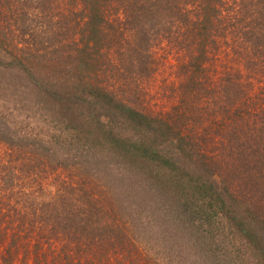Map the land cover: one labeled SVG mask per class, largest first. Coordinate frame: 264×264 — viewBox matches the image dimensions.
I'll return each instance as SVG.
<instances>
[{"label":"trees","instance_id":"1","mask_svg":"<svg viewBox=\"0 0 264 264\" xmlns=\"http://www.w3.org/2000/svg\"><path fill=\"white\" fill-rule=\"evenodd\" d=\"M197 1L200 6L190 7ZM78 5L84 46L78 55L67 54L71 64L57 79L64 85L75 81L68 104L87 139L102 142L148 183L164 188L178 210L189 212L193 221L182 237H191L192 226H216L217 218L263 254L264 0H78ZM3 6L0 0V15ZM13 9L10 5V14ZM127 28L130 40L123 36ZM150 38L152 47L140 48L142 39L151 45ZM161 42L165 63L175 61L179 69L173 74L178 85H160L177 100L167 112L150 104L152 86L166 68H152L154 61L163 63L154 49ZM125 44L146 59L138 77L131 70L136 64L128 66L133 60L124 57ZM116 63L114 71L110 65ZM120 117L136 139L117 132ZM0 141L9 147L0 161V180L9 189L0 200V264H159L138 257L111 196L96 179L75 176L77 167L62 163L73 174L66 178L70 182L57 181V193L40 187L46 200L57 202L53 219L43 217L34 209L36 188L23 182L43 184L54 164L29 135L17 132ZM103 220L110 222L104 226Z\"/></svg>","mask_w":264,"mask_h":264},{"label":"rangeland","instance_id":"2","mask_svg":"<svg viewBox=\"0 0 264 264\" xmlns=\"http://www.w3.org/2000/svg\"><path fill=\"white\" fill-rule=\"evenodd\" d=\"M2 2L4 6L0 15L2 32L0 140L7 142L9 135L17 132L23 136L29 135L39 146L38 149L54 164V170L51 168L49 174L44 175L43 184L34 180L23 182L25 188L37 190V205L34 209L41 210L39 213L48 220L55 216L57 202L46 200L48 194L40 191V187L46 184L45 186L52 188V192L57 193L59 184L57 181L60 179L67 181L66 178L73 174L61 167L63 163L77 167L75 176L85 175L102 184V190L111 196L113 202L111 207L117 211L115 214L118 224L122 225L128 236L126 240L134 242L137 255L142 261L153 258L159 264H167L169 260L173 264H264V253L257 252L254 244L252 247L249 246L239 235H235L236 232L231 233L217 218L213 220L216 226H192L191 237H182L181 232L189 230L193 221L189 212L178 210L164 188H156L148 183L149 178L138 168L125 165L118 155L112 154L102 142L100 144L98 141L90 142L87 139L86 130L78 122L80 116L68 104L75 81L68 80L67 85H64L57 79L71 64L67 54L78 55L84 46L85 36L83 32L81 33L80 27L84 25V19L79 12L82 6L78 5V0H2ZM10 5L14 8L12 10L15 11L14 14L8 11ZM196 5L200 6V3L197 1L190 7ZM159 18L166 19L164 15ZM132 35L128 28L123 33L124 38L129 40ZM149 42L151 45L142 39L140 48L145 47L149 50L153 38H150ZM158 42L159 40H155L154 44ZM146 43L148 45H145ZM162 45L161 42L154 49L161 53L158 59L163 63L158 66L154 61L152 68L155 71L158 68H166L163 78L158 79L157 85L152 86L150 104L157 111L167 112L176 106L177 100L175 95H167V91L160 85L161 82L167 85L174 81L178 85L179 80L173 74H177L179 69L174 65L175 61L168 65L165 63L168 54ZM124 46L126 48L124 57L128 62L133 60L128 66L136 64L131 70L133 75L138 74V77L145 71L143 67L146 66V59L133 54L127 44ZM110 66L115 71L118 64ZM244 71L248 72L246 68ZM154 80L155 77L153 82ZM158 89L159 94L156 93ZM120 115L124 117L123 113ZM119 120L117 132L124 137L136 139L132 129L123 124L121 117ZM9 127L13 131L8 134L6 131ZM42 140L48 144L44 145ZM2 142L0 141V161L4 162L7 157L2 155L9 147ZM42 145L53 153L54 158L47 149L41 148ZM62 158L68 161L64 162ZM15 159L19 160L17 155ZM8 190L3 188L0 180V200L7 197ZM108 215L112 216L111 213ZM176 221L179 222L177 225L173 223ZM108 222L110 221L103 220L104 226ZM115 231L117 230L113 232ZM160 252L163 257L158 255Z\"/></svg>","mask_w":264,"mask_h":264}]
</instances>
